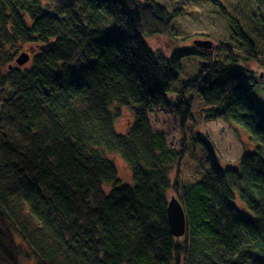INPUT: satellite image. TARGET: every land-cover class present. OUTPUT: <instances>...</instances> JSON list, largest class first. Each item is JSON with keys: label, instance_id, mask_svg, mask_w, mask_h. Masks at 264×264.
Here are the masks:
<instances>
[{"label": "trees", "instance_id": "obj_1", "mask_svg": "<svg viewBox=\"0 0 264 264\" xmlns=\"http://www.w3.org/2000/svg\"><path fill=\"white\" fill-rule=\"evenodd\" d=\"M149 9L164 11L156 0H0V264L30 255L15 232L39 264H264V108L254 84L221 43L222 58L200 63L171 102L180 60L196 51L150 48ZM221 11L238 50L256 57L254 39ZM249 16L264 24L262 13ZM190 91L204 119L237 123L259 145L224 168L198 136L209 168L180 183L171 171L184 151L169 147L150 115L171 109L185 126ZM125 106L134 118L120 132ZM105 149L130 165L133 184ZM170 191L186 215L181 237L168 222Z\"/></svg>", "mask_w": 264, "mask_h": 264}, {"label": "rangeland", "instance_id": "obj_2", "mask_svg": "<svg viewBox=\"0 0 264 264\" xmlns=\"http://www.w3.org/2000/svg\"><path fill=\"white\" fill-rule=\"evenodd\" d=\"M156 1L164 9L163 12L157 9L145 10L148 17L144 22V30L147 33L154 32L152 36L145 34L150 48L166 56H170L179 49L196 51L195 54L184 56L180 60V75L170 84L168 92L171 102H174L182 82L197 75L200 63L222 58L223 49L218 48V44L224 43L232 46L239 55L240 65L248 71L246 78L254 84L253 92L264 108V24L260 19L257 20L258 18L255 21L250 20L251 16H249L250 13H257V16L262 13L264 17L262 0L250 2L249 6L246 5L245 0H215L217 3L213 0ZM221 7H224L230 16L236 18L248 35L254 39L256 57L247 58L238 50L232 40L228 18L221 11ZM156 16L159 20H156ZM196 40H210L212 46L210 48L198 46L194 43ZM186 97L192 98L193 105L192 117L185 126L181 125L177 115L171 109H160L150 115L154 129L165 135L169 147L184 151L178 167L171 171L172 179L177 178L180 183H189L200 178L208 170L207 150L197 139L198 136L214 147L220 159L219 164L224 168L234 166L243 153L258 147L259 144L249 137L241 125L204 119L203 103L195 91L188 92ZM133 118L131 109L123 107L121 116L116 121L117 130L126 131ZM104 154L115 163L121 182L133 184L131 167L121 155L117 151L107 149ZM105 188L109 191L108 185ZM168 195L170 198L177 196L173 191H170ZM236 203L244 216L250 215L249 210L238 198ZM15 238L21 248L30 254L26 258L22 257L20 264H39L21 235L15 232Z\"/></svg>", "mask_w": 264, "mask_h": 264}, {"label": "water", "instance_id": "obj_3", "mask_svg": "<svg viewBox=\"0 0 264 264\" xmlns=\"http://www.w3.org/2000/svg\"><path fill=\"white\" fill-rule=\"evenodd\" d=\"M194 43L198 46L208 47L212 46L210 40H196ZM30 59V51H22L16 57V63L18 65H24ZM167 217L172 235L175 237H181L186 232V215L184 209L176 196H172L169 199L167 206Z\"/></svg>", "mask_w": 264, "mask_h": 264}]
</instances>
